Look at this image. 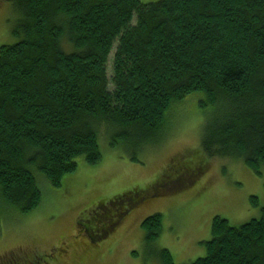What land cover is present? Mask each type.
<instances>
[{"label":"trees","instance_id":"trees-1","mask_svg":"<svg viewBox=\"0 0 264 264\" xmlns=\"http://www.w3.org/2000/svg\"><path fill=\"white\" fill-rule=\"evenodd\" d=\"M10 1L17 41L0 46L5 207L29 213L41 202L39 176L58 187L78 156L98 162L100 125L110 145L120 140L139 148L173 122L171 111L194 93L201 95L200 107L213 108L201 133L203 155L176 157L146 189L115 195L108 206L117 207L97 216L94 228L85 227L90 239L106 236L130 208L165 186L192 184L207 158L241 160L261 174L264 0ZM141 227L152 243L161 234L162 215L145 217ZM210 236L205 254L186 264H264V207L237 226L214 216ZM157 257L160 264H176L166 248Z\"/></svg>","mask_w":264,"mask_h":264},{"label":"rangeland","instance_id":"rangeland-1","mask_svg":"<svg viewBox=\"0 0 264 264\" xmlns=\"http://www.w3.org/2000/svg\"><path fill=\"white\" fill-rule=\"evenodd\" d=\"M17 18L12 2L0 0V46L17 41L11 33ZM200 98L194 93L183 99L171 111V116L175 112L174 121L169 119L139 148L120 140L110 145L111 135L106 138V125H100V160L88 164L78 156L76 168L62 176L58 187L51 186L42 175L36 176L42 198L29 213L14 212L0 201V262L160 264L157 251L166 248L176 264H186L205 254L203 241L211 238L214 216L225 218L233 226L259 217L264 207V164L257 174L241 160L215 157L207 158L205 172L192 184L165 186L157 195L147 196L130 208L106 236L91 240L85 231V227L94 228L97 216L117 207L106 205L89 211L92 206L134 188L146 189L177 158L203 155L201 133L213 108L200 107ZM133 156L139 160L134 161ZM156 213L162 215V231L148 244L141 221ZM93 234L98 232L93 229ZM8 250L18 253L4 257Z\"/></svg>","mask_w":264,"mask_h":264},{"label":"flooded vegetation","instance_id":"flooded-vegetation-1","mask_svg":"<svg viewBox=\"0 0 264 264\" xmlns=\"http://www.w3.org/2000/svg\"><path fill=\"white\" fill-rule=\"evenodd\" d=\"M18 249H19V248H18ZM13 254H14V252H13ZM13 254H12V253H11V254L8 253V254H6V256H7V255H9V256H13ZM1 264H5V263H1Z\"/></svg>","mask_w":264,"mask_h":264}]
</instances>
